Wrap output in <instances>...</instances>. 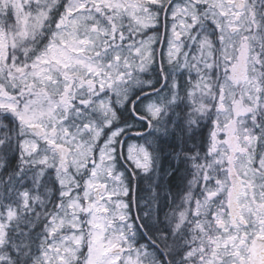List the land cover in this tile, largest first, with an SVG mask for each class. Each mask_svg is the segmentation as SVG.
Wrapping results in <instances>:
<instances>
[{
	"label": "snow or ice",
	"instance_id": "1",
	"mask_svg": "<svg viewBox=\"0 0 264 264\" xmlns=\"http://www.w3.org/2000/svg\"><path fill=\"white\" fill-rule=\"evenodd\" d=\"M0 264H264V0H0Z\"/></svg>",
	"mask_w": 264,
	"mask_h": 264
},
{
	"label": "flooded vegetation",
	"instance_id": "2",
	"mask_svg": "<svg viewBox=\"0 0 264 264\" xmlns=\"http://www.w3.org/2000/svg\"><path fill=\"white\" fill-rule=\"evenodd\" d=\"M145 129H146V126H138L136 130L140 132H144ZM161 151H162L161 172H163L164 169H166L170 164L172 165V167H175V164L173 163L172 158L169 155V153L172 151L171 141H169L166 144L162 143ZM164 179L166 183L169 180H173L172 177H165ZM175 183L176 182L172 183L169 186L175 187Z\"/></svg>",
	"mask_w": 264,
	"mask_h": 264
}]
</instances>
